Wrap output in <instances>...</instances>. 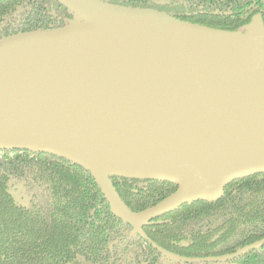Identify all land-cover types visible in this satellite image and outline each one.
<instances>
[{
    "label": "water",
    "instance_id": "1",
    "mask_svg": "<svg viewBox=\"0 0 264 264\" xmlns=\"http://www.w3.org/2000/svg\"><path fill=\"white\" fill-rule=\"evenodd\" d=\"M56 1L76 19L0 38V147L81 166L140 233L184 204L220 200L235 179L264 173L261 15L234 31L103 0ZM111 176L177 189L135 212Z\"/></svg>",
    "mask_w": 264,
    "mask_h": 264
},
{
    "label": "trees",
    "instance_id": "2",
    "mask_svg": "<svg viewBox=\"0 0 264 264\" xmlns=\"http://www.w3.org/2000/svg\"><path fill=\"white\" fill-rule=\"evenodd\" d=\"M103 1L165 11L185 21L234 31L243 30L257 15L264 20V0ZM76 17L56 0H0V38L60 28ZM111 181L123 205L135 212L167 196L142 180L111 176ZM11 182L31 186L33 192L27 205L15 199L9 189ZM234 193L238 203L220 225L229 224V229L219 239V245L204 243L182 255H232L264 239V174L232 181L217 202L185 204L171 215L182 214L186 220L203 218L223 209ZM122 224L126 225L112 212L92 175L81 166L47 153L0 147V264H95L108 238L121 235L116 230ZM150 233L153 243L168 247L167 241ZM231 260L233 264H264V246Z\"/></svg>",
    "mask_w": 264,
    "mask_h": 264
},
{
    "label": "flooded vegetation",
    "instance_id": "3",
    "mask_svg": "<svg viewBox=\"0 0 264 264\" xmlns=\"http://www.w3.org/2000/svg\"><path fill=\"white\" fill-rule=\"evenodd\" d=\"M14 150L23 151V152L29 151V150H19V149H14ZM255 175H259V174H255ZM123 178H127V177H123ZM130 179H135V178H130ZM239 179H243V178H239ZM135 180H142L144 181L145 185L154 186L160 189L162 194H167V196H169L171 193L175 191L174 189L175 186H176L175 188L177 189L176 184L168 181H161L156 179H135ZM18 184H20L26 190V192L29 194L28 199L30 200L33 192L32 188L30 185L24 184L23 182H11V184L9 185L10 186L9 189L12 192L15 199L19 203H21L17 199L13 191L15 190ZM173 189L174 191H171ZM236 196H237L236 193H234L232 197L228 200V202L225 204L223 209L215 211L203 218L202 217L191 218L186 220V218H184L182 214L175 213L171 215L173 212L181 208L183 206L182 205L178 209L169 212L147 223V226H143L142 228L143 233H140L137 230H135V227L132 225L129 227L128 225L130 224L119 225L116 231H121L120 232L121 235L117 236V234L116 235L114 234L108 238V241L101 253V256L98 258V261L95 264H120V263L122 264V261L124 260L126 262L124 264H173V262H180L182 264H202L204 262H209V261H215L217 264H233V261L231 259L237 257L234 256L235 253H233L232 255H222L218 257H205V258L195 257V256H184L182 254L193 252V249H198L199 247L203 246L204 243H206L208 246H213L214 244L219 245L218 244L219 239L229 229V224L221 227L220 225L223 223V220L226 217L225 214L229 215V212L232 211L233 206L238 203L237 202L238 198ZM28 202L25 204L24 203L21 204L27 205ZM230 226H232V223H230ZM123 232H125L124 236L122 235ZM150 232L157 234V238L159 240L167 241L168 247L164 245H158L157 243H153L151 240ZM170 248H173L175 250ZM171 255H177L180 257L190 258V259H199V261L193 263L181 262L173 259Z\"/></svg>",
    "mask_w": 264,
    "mask_h": 264
},
{
    "label": "rangeland",
    "instance_id": "4",
    "mask_svg": "<svg viewBox=\"0 0 264 264\" xmlns=\"http://www.w3.org/2000/svg\"><path fill=\"white\" fill-rule=\"evenodd\" d=\"M17 199L21 202V203H27L28 202V198H29V194L26 192V190L20 185L18 184L15 188V190H13ZM126 263L125 260L122 261V264ZM121 264V263H120Z\"/></svg>",
    "mask_w": 264,
    "mask_h": 264
},
{
    "label": "bare ground",
    "instance_id": "5",
    "mask_svg": "<svg viewBox=\"0 0 264 264\" xmlns=\"http://www.w3.org/2000/svg\"><path fill=\"white\" fill-rule=\"evenodd\" d=\"M250 31L252 32L253 31V28H251Z\"/></svg>",
    "mask_w": 264,
    "mask_h": 264
}]
</instances>
